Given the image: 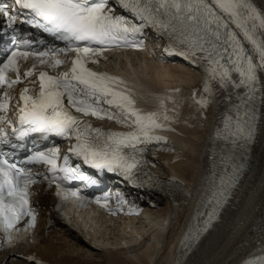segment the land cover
Segmentation results:
<instances>
[{
    "label": "snow or ice",
    "instance_id": "6c2138e0",
    "mask_svg": "<svg viewBox=\"0 0 264 264\" xmlns=\"http://www.w3.org/2000/svg\"><path fill=\"white\" fill-rule=\"evenodd\" d=\"M115 5L130 13L139 23L125 15L114 14L115 7L110 6L109 0H11V12L8 0H0V16L7 18L8 28L11 29L18 16L24 14L27 17L24 22L67 43L66 48L28 51L26 49L31 48L32 42L13 35L9 53L0 62V87L12 88L22 82L21 59L38 57L40 65L56 69L68 62L56 58L58 53H75L67 71L56 75L39 72V90L35 95H29L28 87L21 89L20 101L23 104L18 108L20 128L12 127V122L0 115V142H8L4 124L12 127L17 139L30 133H39L42 139H47L49 135L75 139L69 154L93 168L122 175L134 186H143L144 182L138 183L137 176L143 162L137 154L145 149L138 145L166 143L164 137L151 134L165 126L157 123V112L142 114L135 107L132 89L126 81L108 73L92 71L87 65L98 63L95 57L106 51L142 47L143 41L137 36L151 27L168 38L169 47L165 51L169 54L182 56L193 64L206 62L204 71L210 80L218 81L221 89H227L229 85L234 90L244 89L243 93L236 91L234 115L225 114L223 128L217 130L216 137L227 145L237 147L251 143L259 113L256 101L264 105V79L260 75L264 73V15L249 0H115ZM233 25L243 36V41L231 27ZM244 42L251 46L250 49L244 47ZM49 56L51 60L44 59ZM35 68L33 64L23 77H31ZM9 72L15 73V79L8 77ZM234 74L237 77L235 80L232 78ZM204 91H210L208 80L205 81ZM10 99L7 93L0 97V113L7 112ZM159 103L163 108L164 101ZM197 103L204 105L206 101ZM101 105L116 109L118 114L103 109ZM72 109L82 116L115 119L125 126H134V130L105 133L80 116L73 115ZM129 118H132L130 125ZM163 119L167 121L170 117L165 114ZM29 151L31 155L24 163L48 166V172L53 173L51 179L39 172L35 176L43 175L49 184L55 182L57 197L64 201H84L79 191L65 188L59 182L88 179L81 173L79 165L69 164V154L63 156V165L58 166V147L53 146L47 151L37 147ZM220 161L221 171L218 176L214 174L211 194L205 202V208L209 210L198 212L193 217L194 220L205 217L203 229L198 227L193 238L206 230L216 218L242 171L243 165L235 162L231 149L221 154ZM57 172L63 173V176H56ZM37 182L31 169L18 166L10 161L7 153L0 152V230L5 233L20 231L16 225L24 217L30 218L24 230L34 225L36 217L30 207L28 188ZM90 182L95 183L94 180ZM11 239L8 235V240ZM242 264H264V255L245 258Z\"/></svg>",
    "mask_w": 264,
    "mask_h": 264
},
{
    "label": "bare ground",
    "instance_id": "6f19581e",
    "mask_svg": "<svg viewBox=\"0 0 264 264\" xmlns=\"http://www.w3.org/2000/svg\"><path fill=\"white\" fill-rule=\"evenodd\" d=\"M249 2L264 15V0ZM231 27L243 39L239 30L234 25ZM244 43L250 49L251 46ZM140 64L133 66L136 79L152 92L157 90L153 85L158 89H167L181 82L191 89L195 83L209 81L208 98L195 99L206 101L204 105L191 103L189 108L180 105L177 118L184 125L179 127L182 134L175 126L166 127L175 141L174 151L170 154L158 153L167 160L160 161L162 174L176 175L187 190L178 191L173 199L166 196L165 190L156 192L154 196L144 194V198H148L145 211L139 217H130L123 222L88 212L78 215L81 229H73L72 225L53 218L52 225L44 232L42 217L37 243L27 251L35 250V260L25 261L6 253L9 256L2 254L0 264H36L37 261L39 264H240L253 252L264 250V109L249 166L207 229L187 241L189 234L186 228L205 176L209 135L223 111L231 109L236 91L242 93L244 89L234 90L231 85L221 89L218 81L210 80L204 71V61H197L189 67L179 62L158 65L150 60L153 66L148 75L143 70L144 62ZM232 78L237 79L235 74ZM146 98L149 96L146 95ZM204 111L207 116L201 120ZM194 123H197L196 128L192 127ZM154 153L157 159V152ZM45 199L50 207L54 201L52 196ZM98 228H102L108 237L97 238ZM87 235H92V242L99 247L90 245ZM74 247L86 254L91 251L93 254L88 255L93 258L79 255L78 250L72 249ZM74 253L76 255H72Z\"/></svg>",
    "mask_w": 264,
    "mask_h": 264
},
{
    "label": "rangeland",
    "instance_id": "374dc122",
    "mask_svg": "<svg viewBox=\"0 0 264 264\" xmlns=\"http://www.w3.org/2000/svg\"><path fill=\"white\" fill-rule=\"evenodd\" d=\"M144 58V57H143ZM128 59V58H127ZM140 59V58H139ZM142 59V58H141ZM140 59V62H144V65H143V70L145 71V73H146V75H148L149 74V72L151 71V67L153 66V64H150V61H146L145 60V58L143 59V60H141ZM140 62H139V64H135V65H140L141 66V64H140ZM134 65V64H133ZM148 68V70H145V69H147ZM177 81V80H176ZM181 82H177V86L178 85H184V86H187V85H185V84H183V83H181ZM196 84V83H195ZM188 87V86H187ZM189 89H190V87H188ZM162 171V170H161ZM96 232H97V234H96V236H97V238H102V237H108L107 236V234L105 233V231L102 229V228H98V229H96ZM92 233H95V230H92ZM103 234V235H102ZM87 239H89V240H87ZM86 240L88 241V243H90V245H94V246H96V247H99V245L98 244H96V242H92V235H87L86 236ZM72 244V243H71ZM70 247H73V245H71ZM77 248V249H76ZM74 247V248H72V249H74V250H78L77 252H78V254L79 255H83L84 254V256H86V257H88V258H93L91 255L93 254L91 251H88L87 253L89 254V253H91V255H88V254H86V253H83V252H81V251H79V249L80 248H78V247ZM83 248H85V247H83ZM103 248H105V249H109V248H106V247H103ZM71 249V248H70ZM87 251V250H86ZM81 252V253H80ZM95 253V252H94ZM72 255H76V253H74V254H72Z\"/></svg>",
    "mask_w": 264,
    "mask_h": 264
}]
</instances>
